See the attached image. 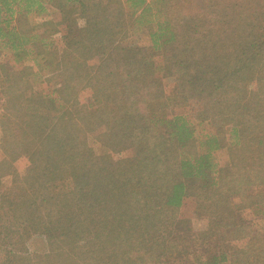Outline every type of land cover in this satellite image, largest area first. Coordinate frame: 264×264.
Listing matches in <instances>:
<instances>
[{"label": "trees", "instance_id": "obj_1", "mask_svg": "<svg viewBox=\"0 0 264 264\" xmlns=\"http://www.w3.org/2000/svg\"><path fill=\"white\" fill-rule=\"evenodd\" d=\"M0 84V264H264V0H0Z\"/></svg>", "mask_w": 264, "mask_h": 264}, {"label": "rangeland", "instance_id": "obj_2", "mask_svg": "<svg viewBox=\"0 0 264 264\" xmlns=\"http://www.w3.org/2000/svg\"><path fill=\"white\" fill-rule=\"evenodd\" d=\"M50 18L54 22H57L60 17L57 12H54L50 14ZM51 33H52L51 39H53L57 47L61 48L62 43L61 40H59V33L56 30ZM115 44L120 45L122 47H129L134 52L145 55L147 54V47L149 44V40L147 34L143 29L132 28L128 31L125 39L122 40L117 38V40H115ZM37 73L41 75V74H45L46 72H44L41 68H38ZM32 83L35 84V81L34 82L32 81ZM87 95H89V92L81 94V98H85ZM1 117H3V112L1 111L0 108V118ZM6 119L8 120L10 126L16 133L21 130V126L17 121L10 119L8 117ZM227 140L228 142L234 140V137L231 133H227ZM89 141H90V145L96 151L100 150L99 145L94 143L91 138H89ZM218 158L220 165L223 166L227 158L226 154L219 153ZM7 179L8 178H6L5 180ZM235 201H237V199H235ZM194 207L195 206L192 202H188L184 211L194 210ZM9 220L10 218L8 215L4 213H0V263L7 256L6 253H8V251L11 248L12 249L14 248L10 246V244L12 243L10 242V244H8L7 238L4 237L7 233L10 232V230H8V228H10ZM246 221L249 222L255 230L264 232V221L258 219L257 216L253 215L251 209L249 208L243 209L235 214V223L237 225H242ZM191 222H192V226L194 227L193 231L187 233H181L178 241L172 245L171 250L173 251L171 258L176 261V264H193L194 260L202 255L203 252L202 244H203L204 234H202V232L200 231H202L206 227L207 223L204 218L192 219ZM225 242L230 251L238 250L243 246L242 241L233 240L229 235L225 236ZM33 244L34 245L30 246L31 250L40 247L41 240L36 237V240L33 242ZM31 250L30 253L33 254ZM163 260H165L164 257L157 256L156 259L152 262V264H160V262Z\"/></svg>", "mask_w": 264, "mask_h": 264}]
</instances>
